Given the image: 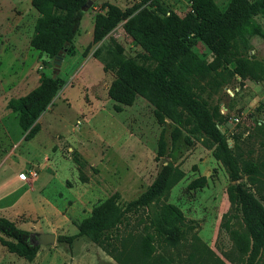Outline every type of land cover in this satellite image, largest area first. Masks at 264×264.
Masks as SVG:
<instances>
[{"label": "rangeland", "instance_id": "obj_1", "mask_svg": "<svg viewBox=\"0 0 264 264\" xmlns=\"http://www.w3.org/2000/svg\"><path fill=\"white\" fill-rule=\"evenodd\" d=\"M212 1L220 11H224L229 2ZM105 4L121 9L149 5L178 17L190 11V0H92L83 11V18L93 19L96 13L104 11ZM2 11L8 14L6 7ZM28 18L31 21L33 17L29 15ZM252 19L264 30V16L256 14ZM121 24L119 22L95 43L91 38H83L82 34L74 35L72 47L84 58L96 47L115 41L122 46L126 57L140 62L142 50L124 33ZM187 38L193 53L206 61L211 60V52L202 41L191 35ZM249 43L251 48L242 51V58L248 65L257 62L264 69V39L251 36ZM36 59L35 72H40L43 67L46 74H52L54 58L50 60L44 55ZM5 63L0 60V68ZM224 68L230 69L232 65ZM74 70L75 67L72 72ZM85 71L84 67L82 74ZM93 71L95 75L100 73L94 66ZM114 78L112 71H105L97 83L87 88L74 75L66 77V83L71 86L66 89L68 104L64 107V117H77L71 124L78 125L76 136L70 126L68 134L61 132L58 141L51 139L46 145L39 144L37 139L22 140L21 133L17 135V116L10 114L9 136L0 134V169L7 165L15 167L21 162L24 176L18 178L12 168L11 179L7 180L1 179L4 174L3 170L0 172V217L31 233L73 234L77 231L76 224L89 214L91 207L114 191L123 201L135 199L163 163L171 162L182 171V176L170 187L165 199L138 207L129 213L127 222L119 225L117 238L108 241L109 248L119 253L118 262L95 243L79 236L71 244L56 241L52 245H39L30 260L8 252L0 244V264H247L248 254L241 253L237 247L247 233L239 210L226 196V187L230 183L227 172L213 157L211 148L200 137L188 135V122L178 126L180 135L172 142L170 132L175 124L167 119L163 124H157L153 106L141 96L137 95L130 106L120 105V111H115L107 95V88ZM198 92L209 106L218 108L221 117L217 127L222 130L242 168L238 183L257 198L258 189L262 195L260 202L264 205V71L256 79L224 72L203 84ZM92 95L99 98L101 107L98 115L89 118L87 105H90ZM80 119L89 126L90 135L81 130ZM161 128L166 144L165 156L156 159V141ZM84 133L86 136L80 140ZM184 136H188L189 143ZM90 150L97 152L88 155ZM31 167L38 168L36 178L28 174ZM199 176L205 178L203 185L188 188L187 184ZM251 176L257 178L254 184L249 183ZM78 193L84 196L81 201L76 197ZM87 194H91L89 199L85 197ZM163 201L176 206L182 214V234L175 244L165 242L150 223ZM144 235L150 246L148 256L138 250L139 240ZM251 264H264V244Z\"/></svg>", "mask_w": 264, "mask_h": 264}, {"label": "trees", "instance_id": "obj_2", "mask_svg": "<svg viewBox=\"0 0 264 264\" xmlns=\"http://www.w3.org/2000/svg\"><path fill=\"white\" fill-rule=\"evenodd\" d=\"M84 2L31 0L37 16L29 39L30 47L50 60L63 53L73 55L72 39L79 27ZM104 7V11L96 13L93 18L91 42L101 40L122 22L124 33L142 50L140 62L126 57L122 46L115 41L92 51L91 55L100 61L103 71L115 74L107 88L108 98L114 102L112 108L120 111V105H131L137 95L143 97L153 106L157 124H163L166 119L175 124L170 132L172 142L180 135L178 126L188 122V135L200 137L227 172L230 183L226 187V196L229 203L239 210L247 233L237 247L241 253L248 254L247 264H251L264 244L262 195L257 189V198L238 183L242 168L218 130L217 122L221 117L218 108L209 106L200 98L198 91L203 84L217 79L224 72L253 79L263 73L259 63L247 64L242 51L251 48V36L264 39L263 27L252 19L256 14L264 16V0H229L224 11H220L212 0H190V11L182 17L166 14L165 10L149 5L126 9L113 4H105ZM189 35L208 47L211 60L201 59L190 50ZM230 64L232 68H224ZM53 66L55 68L54 62ZM63 83L57 75L41 73L34 88L7 101L6 108L16 113L23 140L31 139L38 131L36 118ZM184 140L190 142L188 136H184ZM165 145L161 128L156 141V159L165 156ZM181 176L182 171L171 162L163 163L150 184L135 199L123 201L114 191L91 207L89 214L76 224L75 233L56 235V241L71 244L76 237L84 236L118 262L119 253L109 248L108 241L117 238L119 225L127 222L129 213L138 207L165 199L170 187ZM256 179V176H251L249 183L254 184ZM204 181V176H199L192 179L187 187H200ZM181 220V211L163 201L150 223L165 242L175 244L182 234ZM30 234L9 219L0 217V244L8 252L32 259L39 245L31 244ZM149 249L148 237L144 235L139 240L138 250L148 256Z\"/></svg>", "mask_w": 264, "mask_h": 264}, {"label": "crops", "instance_id": "obj_3", "mask_svg": "<svg viewBox=\"0 0 264 264\" xmlns=\"http://www.w3.org/2000/svg\"><path fill=\"white\" fill-rule=\"evenodd\" d=\"M30 2L31 0H0V60H4L6 62L4 67L2 64V67L0 68V134H6L7 136H9L8 121H11L10 114L14 113L16 115L15 112L6 108L7 101L10 98H16L26 94L38 84L40 78L39 73L46 74V69L43 67L40 72L34 71V65L37 60L36 58L38 56L44 57V55H40L37 50L33 49L29 45V39L33 31L35 18L37 16V12L31 6ZM5 7L8 10L7 15H5L2 11ZM29 15L33 17L31 21L28 18ZM92 28L93 19L89 18V16L83 18L82 14L78 31L75 36L82 34L84 35L83 38L89 39L91 38ZM93 66L95 69L98 68L100 70L99 74L97 73L95 75L94 71L92 72ZM74 67L75 70L72 72ZM84 67L86 71L82 74ZM57 70L58 73L56 75L60 77L64 83L45 110H43L36 118L35 122L38 124V131L31 138L34 140L37 139L38 143L42 145L47 143V141L50 142L51 139L58 141L60 138L59 133L62 132L68 134V132L71 131L70 126H73L72 128L75 130V136L78 133V125L75 127L74 125H71L73 124V121L77 120V117L74 119L64 117V107L68 104L66 89L71 86L66 83V77L74 75L78 78V81L85 85V87L91 88L92 85L97 83L105 73L102 69L100 61L94 58L91 53L83 58L81 53L76 48H74L73 55H64L61 57ZM89 101L90 105H87L89 107V118H94L99 114L101 102L99 98L93 95L92 99ZM125 106L127 107L130 105ZM80 120L81 124L79 121L77 124H80L82 127L81 130L83 131L84 129L86 135H90L88 133L89 126L85 123V121H83V119ZM15 121L17 123V117L15 118ZM101 121L106 122L103 119H101ZM20 133L21 130L19 128L17 135H20ZM54 133L56 135H53ZM84 135L85 133L82 134L80 140H83ZM84 141H87V138L84 139ZM92 151H95V153L97 152L96 150H90L87 154L90 155V152ZM23 165L24 164L21 166L20 162L15 167L8 165L3 166L5 168L2 167L0 169V172L3 170L2 173L4 174L1 179L7 178V180H10L12 168L14 169V173L15 171L17 172L16 174H18V178L23 177L24 171H21ZM35 169L37 170L38 168ZM89 192L92 193L91 190ZM81 195V193L76 194V197L80 199V201L84 198V196ZM85 197L86 199H89L91 194H87Z\"/></svg>", "mask_w": 264, "mask_h": 264}, {"label": "water", "instance_id": "obj_4", "mask_svg": "<svg viewBox=\"0 0 264 264\" xmlns=\"http://www.w3.org/2000/svg\"><path fill=\"white\" fill-rule=\"evenodd\" d=\"M92 0H85L82 10H86L90 6ZM61 56L54 57L55 68L52 70V75L56 76L57 66L59 65ZM219 132L222 133V130L218 128ZM30 242L33 245H52L56 242V235L51 232H33L30 234Z\"/></svg>", "mask_w": 264, "mask_h": 264}, {"label": "built area", "instance_id": "obj_5", "mask_svg": "<svg viewBox=\"0 0 264 264\" xmlns=\"http://www.w3.org/2000/svg\"><path fill=\"white\" fill-rule=\"evenodd\" d=\"M28 174H29V176H30L31 178H36V176H37V170H36L35 168H31V169L29 170Z\"/></svg>", "mask_w": 264, "mask_h": 264}]
</instances>
